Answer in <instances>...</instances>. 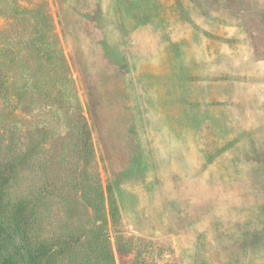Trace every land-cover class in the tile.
Instances as JSON below:
<instances>
[{
  "label": "rangeland",
  "instance_id": "obj_1",
  "mask_svg": "<svg viewBox=\"0 0 264 264\" xmlns=\"http://www.w3.org/2000/svg\"><path fill=\"white\" fill-rule=\"evenodd\" d=\"M3 162L59 264L108 186L116 264H264V0H0Z\"/></svg>",
  "mask_w": 264,
  "mask_h": 264
},
{
  "label": "trees",
  "instance_id": "obj_2",
  "mask_svg": "<svg viewBox=\"0 0 264 264\" xmlns=\"http://www.w3.org/2000/svg\"><path fill=\"white\" fill-rule=\"evenodd\" d=\"M82 126V127H81ZM78 128L84 131L87 139L89 133L88 123L82 119V124ZM26 158L20 160L24 165ZM8 162L0 164V264H59L61 259L70 260L77 251L81 238L75 231H67L62 236L56 238V241L45 242L36 239L31 226L33 213L20 207L19 210L9 212L5 206V186L10 177L11 170ZM100 208L95 212L100 215L104 225H98L93 231L95 246H91L87 241L86 252H82L81 264H116L112 249L107 248L106 227L109 221L114 225L119 219V209L116 198L110 188L102 189L99 198ZM30 221V222H29ZM92 232V233H93ZM84 243V242H83ZM126 247L117 242V252L119 263L126 264L122 258ZM94 252V260L91 254Z\"/></svg>",
  "mask_w": 264,
  "mask_h": 264
}]
</instances>
